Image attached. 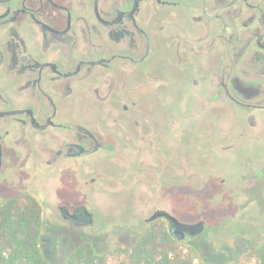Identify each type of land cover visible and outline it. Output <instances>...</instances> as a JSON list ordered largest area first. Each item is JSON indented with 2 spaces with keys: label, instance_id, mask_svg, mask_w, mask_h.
Returning a JSON list of instances; mask_svg holds the SVG:
<instances>
[{
  "label": "flooded vegetation",
  "instance_id": "obj_1",
  "mask_svg": "<svg viewBox=\"0 0 264 264\" xmlns=\"http://www.w3.org/2000/svg\"><path fill=\"white\" fill-rule=\"evenodd\" d=\"M190 135L193 155L172 151ZM102 151L151 165L163 190L188 187L198 159H229L264 200V0H0V187ZM58 208L93 221L85 204Z\"/></svg>",
  "mask_w": 264,
  "mask_h": 264
},
{
  "label": "rangeland",
  "instance_id": "obj_2",
  "mask_svg": "<svg viewBox=\"0 0 264 264\" xmlns=\"http://www.w3.org/2000/svg\"><path fill=\"white\" fill-rule=\"evenodd\" d=\"M176 84L179 89L178 75ZM191 104L197 109L201 107L188 102L185 108ZM195 145L196 140L190 135L184 143L174 144L172 151L176 154L184 151L190 156L195 153ZM145 154L142 158L150 157L154 164V158ZM116 157L119 158L114 153L112 158ZM173 159L175 162L177 156ZM197 162L200 164L191 169L190 179L194 181L188 187L180 184L165 190L159 189L155 182L154 167L118 166L117 161L110 159L109 152L81 157L75 165L64 167L65 172L58 166L34 168L32 165L31 169L22 171L14 183L0 187V202L20 191L39 199L45 220L41 245L52 264H65L81 237L92 240L101 250L118 244L131 247L147 228L145 218L158 207L169 209L186 223L203 221L200 232L182 239L186 245L197 247L203 259L213 264H238L244 253L264 241V237L256 238L247 231L254 229L264 233V200L256 198L254 193L248 198L254 182L248 180L243 184L238 177L224 172L234 174L238 170L229 159L213 161L204 157ZM210 170L212 172L207 174ZM179 176L174 172L169 174L174 184ZM224 176L225 183L221 181ZM172 191H176V196L171 198ZM66 202L85 204L93 212V221L80 225L65 219L58 205ZM244 214L254 218L252 225H246ZM163 222L167 225L164 219ZM109 263L118 264V259L110 255Z\"/></svg>",
  "mask_w": 264,
  "mask_h": 264
},
{
  "label": "trees",
  "instance_id": "obj_3",
  "mask_svg": "<svg viewBox=\"0 0 264 264\" xmlns=\"http://www.w3.org/2000/svg\"><path fill=\"white\" fill-rule=\"evenodd\" d=\"M44 233L43 207L35 196L18 192L0 202V264H52L41 245ZM110 255L118 264H213L197 247L173 235L163 219L152 221L131 247L118 244L101 250L81 237L65 264H110ZM238 264H264V241L244 253Z\"/></svg>",
  "mask_w": 264,
  "mask_h": 264
},
{
  "label": "water",
  "instance_id": "obj_4",
  "mask_svg": "<svg viewBox=\"0 0 264 264\" xmlns=\"http://www.w3.org/2000/svg\"><path fill=\"white\" fill-rule=\"evenodd\" d=\"M160 217H165L167 218L173 225H175L177 227L175 236L178 239H183L184 238V230L186 229H190L191 227H198L195 232H191V234H195L196 232H200L203 227H204V223L203 221H200L198 223H194V224H187L185 222H182L181 220H179L175 215L165 211V210H156L147 220L148 221H152L155 220L157 218Z\"/></svg>",
  "mask_w": 264,
  "mask_h": 264
}]
</instances>
